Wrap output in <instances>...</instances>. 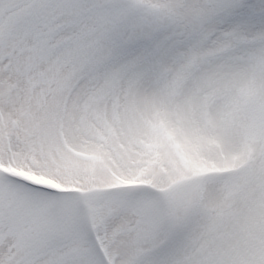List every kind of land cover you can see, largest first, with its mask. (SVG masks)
I'll list each match as a JSON object with an SVG mask.
<instances>
[{
	"label": "rangeland",
	"instance_id": "374dc122",
	"mask_svg": "<svg viewBox=\"0 0 264 264\" xmlns=\"http://www.w3.org/2000/svg\"><path fill=\"white\" fill-rule=\"evenodd\" d=\"M0 264H264V0H0Z\"/></svg>",
	"mask_w": 264,
	"mask_h": 264
},
{
	"label": "bare ground",
	"instance_id": "6f19581e",
	"mask_svg": "<svg viewBox=\"0 0 264 264\" xmlns=\"http://www.w3.org/2000/svg\"><path fill=\"white\" fill-rule=\"evenodd\" d=\"M206 179H207V176H206V174L203 175V173H202L201 176L199 177V180H200L201 182H205Z\"/></svg>",
	"mask_w": 264,
	"mask_h": 264
}]
</instances>
